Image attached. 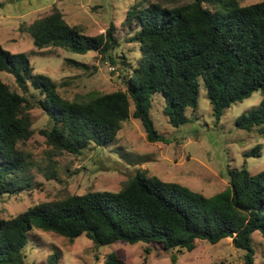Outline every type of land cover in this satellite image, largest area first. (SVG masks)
I'll return each mask as SVG.
<instances>
[{"label": "trees", "instance_id": "1", "mask_svg": "<svg viewBox=\"0 0 264 264\" xmlns=\"http://www.w3.org/2000/svg\"><path fill=\"white\" fill-rule=\"evenodd\" d=\"M168 1L131 5L123 21L136 24L126 40L131 51L122 49L114 25L89 36L55 7L26 28L39 50L98 52L114 66L122 88L83 100L64 97L50 76L34 74L27 53H12L0 44V197L31 186L27 172L34 163L20 143L34 133L29 112L34 107L48 116L42 130L48 144L57 153L73 155H82L91 143L115 141L130 118L141 121L150 142H167L151 115L155 96L164 97L165 114L180 127L194 121L188 110L197 109L202 86L217 123L226 109L259 91V105L241 114L236 126L264 133V0L247 5L239 0ZM66 61L85 67L72 58ZM2 73L12 75L23 93L6 83ZM262 147L258 144L245 156L260 157ZM229 173L227 188L213 196L140 172L119 191L69 195L0 218V264H29L24 250L35 229L71 241L85 234L99 247L118 241L161 243L175 251L172 264L177 253L192 251L197 240L216 244L231 238L236 249L245 251L244 264H256L252 243L255 231L264 237V169L252 174L244 164ZM59 259L55 252L48 262L58 264ZM105 264L127 263L113 251Z\"/></svg>", "mask_w": 264, "mask_h": 264}, {"label": "rangeland", "instance_id": "2", "mask_svg": "<svg viewBox=\"0 0 264 264\" xmlns=\"http://www.w3.org/2000/svg\"><path fill=\"white\" fill-rule=\"evenodd\" d=\"M136 0H0V44L12 53L25 52L30 58L34 74H46L58 84L60 93L70 100H83L89 95L113 92L122 88V81L114 66L103 60L98 52L85 55L62 48L37 49L27 27L54 7L60 9L72 25L82 26L89 36L105 33L114 25L115 36L122 49L131 51L127 43L131 27L123 25L128 10ZM156 1V0H149ZM188 0H169L168 5ZM242 5L261 0H239ZM132 57V52H129ZM72 58L85 64L82 68L70 65ZM3 80L23 93L15 78L2 73ZM261 93L234 103L226 109L219 123L204 86L201 87L198 107L188 110L194 121L174 127L165 114V99L156 95L151 115L157 131L167 142H150L139 119L123 123L116 140L103 146L91 143L82 155L57 153L42 132L48 116L40 107L29 110L34 133L20 143L29 154L33 166L29 190L17 195L0 197V218H12L42 202L57 201L69 195L90 191H119L124 183L138 173L156 176L165 182H177L213 196L224 191L230 180V170L244 164L252 174L264 169V133L258 129L247 131L236 126V119L259 105ZM261 144L260 157L245 154ZM252 246L256 264H264V237L253 233ZM119 252L127 264H172L173 250L161 243L115 242L99 247L85 234L74 241L54 232L35 229L29 234L24 250L29 264H49L48 258L60 253L58 264H105L107 255ZM176 264H244V250L236 249L232 239L212 244L197 240L192 251L177 253Z\"/></svg>", "mask_w": 264, "mask_h": 264}]
</instances>
